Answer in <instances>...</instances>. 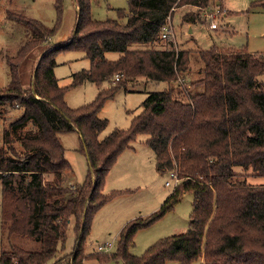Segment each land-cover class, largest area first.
Returning a JSON list of instances; mask_svg holds the SVG:
<instances>
[{
	"label": "trees",
	"instance_id": "trees-1",
	"mask_svg": "<svg viewBox=\"0 0 264 264\" xmlns=\"http://www.w3.org/2000/svg\"><path fill=\"white\" fill-rule=\"evenodd\" d=\"M209 2L127 0V9H117L116 18L96 19L91 0H74L71 36L40 57L28 87L21 84L19 66L33 46L55 34L60 0H55L52 27L10 15L30 33L15 54L5 57L10 79L0 87V264H82L96 212L129 190L104 192L107 172L140 134L146 135L155 170L174 169L179 182L155 211L121 227L114 250L102 252L109 255L93 257L100 264H191L198 258L203 264H264V183L246 178L264 176V82L258 79L264 73V52L218 45L199 49L194 61H201L200 75L181 89L178 79L189 70V50L151 47L174 10ZM251 6L264 8V0ZM198 10L185 11L181 21L194 23ZM71 49L82 51L90 65L61 86L54 74L56 55ZM108 52L118 57L108 59ZM139 79L165 81L167 87L146 91L129 126L114 127L100 138L108 125L98 115L105 100ZM85 81L100 86L97 95L86 104L68 106L67 88ZM105 81L109 86L101 88ZM16 109L20 114L8 120L7 113ZM65 132L79 134L78 149L87 159L88 171L79 184L65 183L71 168L59 139ZM185 192L193 194L185 231L159 238L140 255L130 253L137 229L172 209ZM70 223L75 241L68 258L61 252Z\"/></svg>",
	"mask_w": 264,
	"mask_h": 264
},
{
	"label": "rangeland",
	"instance_id": "rangeland-1",
	"mask_svg": "<svg viewBox=\"0 0 264 264\" xmlns=\"http://www.w3.org/2000/svg\"><path fill=\"white\" fill-rule=\"evenodd\" d=\"M254 1L257 0H210L209 5L202 8L181 6L174 10L170 17L173 38L163 39L158 35L151 47L164 49L171 45L175 49L189 50L191 57L189 70L185 72L184 78L181 75L178 79L181 89L190 87L189 82L200 75L201 61H194L199 49H208L212 45H218L231 46L237 49L243 48L251 52H264V8L252 7L251 3ZM218 6L225 10L224 16L216 15L214 18L205 16V13L209 12H213L215 15L214 9ZM60 7L61 18L55 34L46 36L43 41L33 46L21 61L19 77L24 87L30 85L31 75L40 57L54 46L66 42L71 36L76 22L74 0H60ZM119 8L126 10L127 0H91L90 11L96 19L116 18ZM196 10H198L200 18L194 23L181 21L185 11L195 12ZM14 13L22 14L26 18L38 19L48 27H52L57 18L55 0H0V87L6 86L10 79L9 66L5 57L15 54L30 33L29 29L22 23L12 19L10 15L14 16ZM212 20L218 23L217 28H209V23ZM141 45L143 44H134L132 47H145V45ZM106 57L113 60L118 57V53L108 52ZM56 62L54 74L61 86H68L72 81L74 72L87 69L90 65V60L84 56V53L74 49L59 52L56 55ZM258 79L264 82V73L259 75ZM108 86V82L105 81L101 88ZM166 87L165 81L139 79L137 82L128 83L126 90L124 88L118 89L112 98L105 100L98 113L100 117L108 120V125L99 133V137H104L114 127L127 128L131 118L139 112L140 103L145 98L146 91L161 90ZM99 89L100 86L95 83L85 81L76 86L68 87L64 93V101L70 107L86 104L97 95ZM18 114H20V110H10L7 113L8 120ZM145 138V134H140L131 145L137 153L147 155V179L144 183L134 185L133 189H129L128 192L114 198L115 200L108 202L97 211L91 223L89 234L83 243L84 249L81 256L84 258H82V264H100L93 255L107 256L109 253L98 251L97 245L106 241H113L114 245L111 250H114L117 234L125 222L137 216L146 217L155 211L174 187L173 184H165L166 180H170V171L163 174L156 172L153 153L145 144ZM59 139L64 146L65 157L71 165L66 173V180L71 184H79L85 179L88 171L87 159L78 149L80 138L76 132H65L59 134ZM234 170L238 172L243 169L235 166ZM110 173L113 174V170ZM246 178L247 182L251 184L264 183V176L261 175L249 174ZM103 191H109L107 186L103 188ZM117 201H122V203H116ZM192 201L193 194L185 192L172 209L148 226L137 229L133 236V242L129 246L130 253L140 255L147 246L159 238L185 231L192 212ZM1 239L0 226V251ZM74 241L73 223H70L64 244L65 248L61 252L66 254L68 258L71 255L70 248L74 245ZM103 264L116 263L113 260H108ZM166 264H175V262L168 260ZM191 264H203V262L198 258L193 260Z\"/></svg>",
	"mask_w": 264,
	"mask_h": 264
},
{
	"label": "crops",
	"instance_id": "crops-1",
	"mask_svg": "<svg viewBox=\"0 0 264 264\" xmlns=\"http://www.w3.org/2000/svg\"><path fill=\"white\" fill-rule=\"evenodd\" d=\"M146 161H147V155L143 153H137L134 147L125 149L118 155L114 165L107 173L104 187L107 186V190L109 191L115 189H133L134 185H137L138 183H144L147 179V172H148ZM112 170H113V174L110 173ZM65 183L71 184L67 180ZM117 197H119V195L114 198ZM114 198L108 202L115 200ZM119 202L120 204L122 203V201H117L116 203ZM106 204H104L103 206H105Z\"/></svg>",
	"mask_w": 264,
	"mask_h": 264
},
{
	"label": "built area",
	"instance_id": "built-area-1",
	"mask_svg": "<svg viewBox=\"0 0 264 264\" xmlns=\"http://www.w3.org/2000/svg\"><path fill=\"white\" fill-rule=\"evenodd\" d=\"M214 12H215V15L214 13L212 12H209V13H205V16L208 17H216V15L218 16H224V12L225 10L224 9H220L219 6L216 7L214 9ZM214 15V16H213ZM171 15H168L167 17V20L165 22V24L161 27V30L159 32V36L163 39H167V38H173V31H172V21L170 19ZM218 26V23L215 22V21H210L209 23V28H217ZM115 79H118V77L116 76ZM170 180H166L165 184L166 185H171L173 184V186H176L177 183L179 182V178H178V175H177V172L173 169L170 171ZM114 245V242L113 241H106L104 243H101V244H98L97 245V250L100 251V252H108V251H111V248L113 247Z\"/></svg>",
	"mask_w": 264,
	"mask_h": 264
},
{
	"label": "water",
	"instance_id": "water-1",
	"mask_svg": "<svg viewBox=\"0 0 264 264\" xmlns=\"http://www.w3.org/2000/svg\"><path fill=\"white\" fill-rule=\"evenodd\" d=\"M189 30H191V29H189Z\"/></svg>",
	"mask_w": 264,
	"mask_h": 264
}]
</instances>
